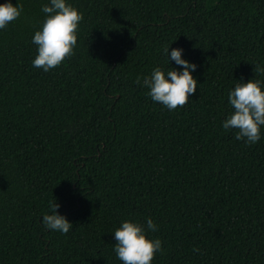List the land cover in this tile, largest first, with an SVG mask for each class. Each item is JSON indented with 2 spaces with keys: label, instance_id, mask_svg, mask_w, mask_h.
Here are the masks:
<instances>
[{
  "label": "trees",
  "instance_id": "obj_1",
  "mask_svg": "<svg viewBox=\"0 0 264 264\" xmlns=\"http://www.w3.org/2000/svg\"><path fill=\"white\" fill-rule=\"evenodd\" d=\"M7 2L23 11L0 29V264H122L115 230L148 219L151 264H264V126L255 144L222 127L237 82L264 91V0H65L83 20L48 72L32 38L50 0ZM166 47L196 65L172 111L142 86L183 70ZM53 198L67 234L43 224Z\"/></svg>",
  "mask_w": 264,
  "mask_h": 264
},
{
  "label": "clouds",
  "instance_id": "obj_2",
  "mask_svg": "<svg viewBox=\"0 0 264 264\" xmlns=\"http://www.w3.org/2000/svg\"><path fill=\"white\" fill-rule=\"evenodd\" d=\"M22 11V6H13L10 2L0 5V29L18 19ZM42 12L47 15L41 30L36 31L32 38L38 52L32 64L33 67L48 72L74 55L78 26L83 15L66 4L65 0H50V5L43 6ZM164 52L168 59L183 70H170L165 74L160 68H154L150 77L143 78L142 86L149 89L147 95L153 102L172 111L184 107L189 97L195 94L197 81L191 73L196 70V65L182 59L183 49H172L169 53V47H166ZM255 72L264 74V68L257 65ZM135 82L140 84V77ZM228 103L234 111L223 122V129H235L237 140H244L247 144L257 143L261 138V126H264V91L261 90V81L237 82L228 93ZM59 207L53 198L49 203L51 214L43 216V224L47 229L67 234L73 225L58 214ZM146 229L155 232L158 226L148 219ZM146 229L139 223L124 221L115 230L116 245L113 250L122 264H151L155 254L162 251L159 239L146 238ZM193 251L199 252V248H194Z\"/></svg>",
  "mask_w": 264,
  "mask_h": 264
}]
</instances>
